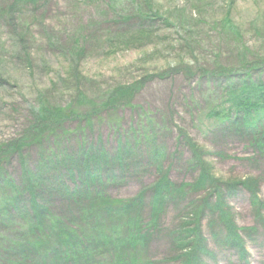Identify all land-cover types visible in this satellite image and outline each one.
Wrapping results in <instances>:
<instances>
[{"label": "rangeland", "instance_id": "374dc122", "mask_svg": "<svg viewBox=\"0 0 264 264\" xmlns=\"http://www.w3.org/2000/svg\"><path fill=\"white\" fill-rule=\"evenodd\" d=\"M13 3L0 0V197L7 202L16 188L23 192L28 177L37 180L43 151H65L68 162H81V140L92 159L105 152L112 160L120 149L123 164L111 161L99 176L103 182L114 176L107 196L126 207L87 224L124 231L127 214L140 240L129 244L123 234H110L103 246L86 242L77 249L80 262L183 264L180 255L194 243L188 232L178 242L176 233L196 227L203 248L212 251L197 263L264 264V151L245 138L235 109L230 120L209 113L227 110L245 81L264 84V0ZM4 15L12 17L13 29ZM78 30L86 36L77 50L50 44ZM198 152L204 165L195 167L189 160ZM73 172L71 186L81 179ZM201 173L226 193L237 183L218 210L210 209L213 186H194ZM161 179L167 181L160 185ZM247 181L262 210L241 185ZM163 184L179 192L156 196ZM136 197L137 208L130 203ZM87 198L76 207H89ZM38 200L41 210L67 208L56 198ZM5 211L0 238L11 227L27 229L22 214ZM227 224L243 240L242 256L212 236L220 230L223 239Z\"/></svg>", "mask_w": 264, "mask_h": 264}, {"label": "trees", "instance_id": "16d2710c", "mask_svg": "<svg viewBox=\"0 0 264 264\" xmlns=\"http://www.w3.org/2000/svg\"><path fill=\"white\" fill-rule=\"evenodd\" d=\"M20 1L21 0H14V3H20ZM29 1L35 2L36 0ZM2 18L3 21L6 19L10 20L5 24H9L11 29L14 28L11 16L5 17L4 15ZM83 36L86 35L81 30H78L64 39H57L58 43L53 41V43L50 44L55 46L56 49L60 48V50L64 52L69 50L73 51L77 50V45L79 46L82 42ZM255 84L250 85L245 81L241 91L233 97V103L227 106V110L220 111L217 107L210 109L209 113L211 117L230 120L233 112L232 110L235 109L241 116L240 126L243 128L242 132H244L245 138L250 142L252 148L261 154V152L264 151V84L261 82ZM43 110L46 111L47 109ZM58 111L64 114L65 109ZM58 111L56 113H58ZM47 114L48 112H46V115ZM255 117L259 119L254 120ZM228 130L230 131V129ZM81 141L83 142L81 149L84 150V148H86L80 153V155H83L81 162H76L73 159V162H68V155H65V151H51V153L49 151H43L41 156L44 159L39 162L38 168L40 169L37 171L36 176L38 183L37 180L34 182L30 181L28 177L24 180L23 192H20L16 188L15 190L17 192L7 202L6 196L2 195L0 197L1 226L2 219L6 218V209L14 210L15 216L22 214L25 221H28L26 222L27 229L25 231L17 233L18 229L21 230L20 227L24 224L23 223L19 225V227H11L9 230L13 232L6 237L3 236L0 238V264H83L80 262L81 256H79L77 249L80 246L87 245L86 242H88V244L94 243L96 246H103L104 238L110 239L108 238L110 234H123L124 238L122 240L129 244H137L139 242V233L134 232L133 220L131 221L126 213L124 227L122 225L124 231L106 229V224L101 227L87 224L88 222L90 223L92 219H97L99 222L103 223L101 220L103 213L108 214L110 212L113 216L120 210V201L112 200L106 193V184L114 176H106L108 180L103 182L101 181L99 172L107 170L109 168L108 164L111 161L122 165L124 157L122 155L123 152L119 149L118 154L112 160H108L105 152H99V154L92 159L91 155L84 153L89 150V147L84 145L86 142L83 140ZM21 148L20 144L19 153L23 150ZM17 149L18 148L15 147L14 151ZM201 156L200 152L195 153L189 160L191 165L195 167H199L200 164L204 165ZM58 157L61 158L59 159ZM73 170L77 171V176L81 175L80 182L75 186H71L69 181V179L72 180L75 178ZM43 179H45V182H43ZM213 180V177L201 173L194 186H213L211 189L214 188L212 192L215 194L216 198L213 200L210 209L218 210L224 205L226 195L228 197V195H230L229 193L235 191L233 189L237 183L228 184L227 188L229 190L227 191L228 193H226L223 186H219V183H222H216V186H214L212 185L214 184ZM166 181V179H161L160 185ZM39 185H44L45 188L39 189ZM241 185L246 187L251 194V202L257 206L258 209L262 210L260 203L257 202L256 195H254V185L248 181L246 183L242 182ZM4 186L5 185H3V189ZM158 191L156 196L163 194L174 196L179 192L175 188L170 187L169 184H163ZM44 197H52L54 200L56 198L59 202L57 203L59 206L63 204L67 208L63 209L64 211H57V213L48 208L41 210L42 208L38 207V198H42L43 200ZM80 197H88L84 202L90 203L89 207H76L79 204ZM140 200V197H136L130 200V203L137 208L139 206L137 201L140 202ZM91 204L93 205L92 209ZM40 205L43 204L40 203ZM21 206L22 211L20 210ZM125 207L126 206H122L121 210H124ZM51 209H54L53 205ZM91 211L92 216L90 215ZM134 217L136 221L135 225L141 226L142 217L140 213L137 212V214H134ZM10 221H12V219H10ZM77 222H84V224L79 225ZM85 226L89 229L87 230ZM186 232L190 233L189 244L193 242L194 246L188 251V254L182 253L180 255L179 258L184 257L185 259L182 261L183 264H199L196 262V259L199 258L200 254L203 256L212 255L210 249L203 248L205 244L202 233L197 231L196 227H191V229L184 231L179 230V232L176 233L177 236H175V238H178V242L184 238ZM222 234L224 235L223 239L221 238L220 230L212 231L213 238H216V240L223 244L232 246L237 244L235 242L239 236L230 224H227L226 230H224ZM51 236L55 237L50 239ZM237 245L240 247V256H242L244 254V247L241 239H239V244ZM193 256L196 257L193 258ZM115 264H123V262L117 259V263ZM132 264L147 263L141 262Z\"/></svg>", "mask_w": 264, "mask_h": 264}]
</instances>
